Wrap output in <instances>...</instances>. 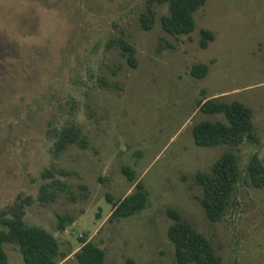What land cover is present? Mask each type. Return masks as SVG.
Returning <instances> with one entry per match:
<instances>
[{"label":"rangeland","instance_id":"obj_1","mask_svg":"<svg viewBox=\"0 0 264 264\" xmlns=\"http://www.w3.org/2000/svg\"><path fill=\"white\" fill-rule=\"evenodd\" d=\"M149 1L0 0V211L31 198L26 224L46 229L71 252L59 264H79L74 254L83 240L105 251L106 264H178L168 210L206 236L222 264H264V187L239 184L226 215L212 223L202 188L191 180L228 148L194 143V125L225 121L198 110L205 98L252 109L256 141L234 151L243 172L253 154L264 165V0H206L191 35L179 38L162 28L165 4H152L154 26L142 28ZM203 28L214 33L205 49ZM118 38L135 48L136 68L113 44ZM198 63L209 66L201 79L191 75ZM65 128L78 131L86 147L70 144L56 153ZM46 170H65L56 178L70 191L41 205ZM138 181L147 207L109 221L113 201ZM64 215L72 222L60 232ZM3 248L8 264H25L12 244Z\"/></svg>","mask_w":264,"mask_h":264},{"label":"trees","instance_id":"obj_2","mask_svg":"<svg viewBox=\"0 0 264 264\" xmlns=\"http://www.w3.org/2000/svg\"><path fill=\"white\" fill-rule=\"evenodd\" d=\"M206 0H150L147 12L141 17L142 28L150 31L155 23L152 4H165L168 13L160 19L163 30L179 38L191 35L195 29L194 13L203 7ZM214 40V33L207 29L200 30L199 46L208 47ZM133 68L137 66L135 48L124 38L113 42ZM209 71L208 64L198 63L192 66L191 75L204 78ZM197 108L204 114H222L225 121H202L192 128L194 143L200 147L226 145L225 152L211 165L209 171L199 170L191 180L202 188L201 206L206 217L212 223L219 222L232 206L239 184L246 183L255 188L264 187V165L253 154L248 161L246 171L240 169L235 149L245 141H256L252 122V109L239 101H223L219 97L205 98L198 102ZM79 132L65 128L56 140L55 152L58 153L70 144L86 147V141L79 138ZM123 174L134 181L135 172L127 165L122 166ZM67 176L65 170L55 173L46 170L42 173L44 183L40 185L36 202L47 205L54 202L59 193L69 192L68 186L56 178ZM85 188V186L83 187ZM111 199V198H110ZM112 200V199H111ZM32 199L18 197L12 205L0 211V264H8V257L3 244H12L21 253L25 264H59L70 254L60 249L57 238L46 229L29 226L25 222V207L32 205ZM148 193L141 181H138L132 193L120 200L113 201L109 221H118L143 211L147 207ZM172 224L167 229V237L173 244L178 264H222L210 240L182 218L177 210H168ZM57 229L66 230V224L72 222L68 215L58 216ZM79 264H106L105 251L87 240L82 241L80 250L75 254ZM133 264L132 261L129 262Z\"/></svg>","mask_w":264,"mask_h":264}]
</instances>
